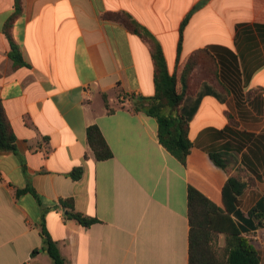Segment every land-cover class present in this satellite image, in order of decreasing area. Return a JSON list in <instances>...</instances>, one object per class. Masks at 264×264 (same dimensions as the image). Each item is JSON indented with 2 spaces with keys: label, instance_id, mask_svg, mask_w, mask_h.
<instances>
[{
  "label": "crops",
  "instance_id": "obj_1",
  "mask_svg": "<svg viewBox=\"0 0 264 264\" xmlns=\"http://www.w3.org/2000/svg\"><path fill=\"white\" fill-rule=\"evenodd\" d=\"M15 5L0 0V94L17 137L15 152L0 151V264H53L42 224L70 264H189L188 187L224 207L239 171L256 184L234 219L264 264V220L255 218L264 214V0H25L12 29L17 68L3 30ZM108 13L148 30L172 74L195 51L216 57L217 85L203 81L182 106L193 142L186 165L160 143L158 121L133 106L156 94L150 44ZM92 125L111 159H96ZM26 189L37 196L18 193ZM62 200L98 222L67 218Z\"/></svg>",
  "mask_w": 264,
  "mask_h": 264
},
{
  "label": "trees",
  "instance_id": "obj_2",
  "mask_svg": "<svg viewBox=\"0 0 264 264\" xmlns=\"http://www.w3.org/2000/svg\"><path fill=\"white\" fill-rule=\"evenodd\" d=\"M24 1L16 0V9L3 29L11 45L10 56L16 68L22 66L24 62L22 51L13 38L12 29L14 22L23 13ZM190 17L191 14L181 25L178 46L179 61L181 60L183 32ZM105 18L126 26L128 30L150 44L155 62L156 94L153 97L132 98L133 106L137 111H143L158 121L160 143L183 165H186L187 158L193 148V142L190 138V122L183 115L182 106L185 99L196 92L192 90L191 80L197 67L204 64V61L210 64V67H204V69L218 80L220 70L216 57L208 49L195 51L181 63L180 71L172 74L169 71L162 45L132 16L126 13H108ZM104 99L109 108L106 95H104ZM16 140L17 137L7 118L0 94V151L15 152ZM87 140L98 161H106L113 157V152L97 125L88 127ZM211 158L217 166L226 169L227 159L224 154H211ZM80 176L81 172H78L74 178L78 179ZM255 184L252 177L241 176L240 172L238 175L230 176L223 188L224 207L218 206L197 188L188 187L189 264H262L259 251L244 235V229L234 219L235 215L240 216V196ZM29 191L37 196L33 190L29 189L18 193ZM61 203L71 209L67 218L77 221L84 227H91L98 222L97 219L86 217L77 212L72 200H62ZM255 218L264 220V214H258ZM41 227L44 250L52 259V263L70 264L61 254L58 243L51 237L45 224H42ZM220 235L225 236L223 253L219 252L217 246ZM37 252L38 250H35L33 255Z\"/></svg>",
  "mask_w": 264,
  "mask_h": 264
},
{
  "label": "rangeland",
  "instance_id": "obj_3",
  "mask_svg": "<svg viewBox=\"0 0 264 264\" xmlns=\"http://www.w3.org/2000/svg\"><path fill=\"white\" fill-rule=\"evenodd\" d=\"M204 67L208 68V67H210V64L205 63V61H204V64H201L200 66L197 67V69H196V71L192 77L191 87H192V90H194V91H196L200 87L202 82L206 81V80H210L211 83H213L214 85H217L218 80L213 75L208 74V72L204 69ZM243 125H245V124H243ZM245 126H247V125H245ZM239 172H240L241 176L245 175L241 171H239ZM217 246H218L219 252L223 253L224 248H225V236L224 235H220L218 237Z\"/></svg>",
  "mask_w": 264,
  "mask_h": 264
},
{
  "label": "built area",
  "instance_id": "obj_4",
  "mask_svg": "<svg viewBox=\"0 0 264 264\" xmlns=\"http://www.w3.org/2000/svg\"><path fill=\"white\" fill-rule=\"evenodd\" d=\"M253 239H254L255 241H259V240H260V239L257 238V237H253Z\"/></svg>",
  "mask_w": 264,
  "mask_h": 264
}]
</instances>
